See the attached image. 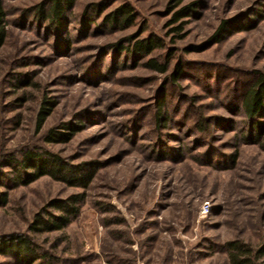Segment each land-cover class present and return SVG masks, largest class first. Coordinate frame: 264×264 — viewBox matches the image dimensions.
<instances>
[{"label": "rangeland", "instance_id": "374dc122", "mask_svg": "<svg viewBox=\"0 0 264 264\" xmlns=\"http://www.w3.org/2000/svg\"><path fill=\"white\" fill-rule=\"evenodd\" d=\"M0 1V264H232L229 243L264 246V111L242 110L264 77V0H75L57 22L38 12L52 0ZM121 9L132 21L112 25ZM56 158L91 180L43 174ZM73 196L67 227L32 229Z\"/></svg>", "mask_w": 264, "mask_h": 264}, {"label": "trees", "instance_id": "16d2710c", "mask_svg": "<svg viewBox=\"0 0 264 264\" xmlns=\"http://www.w3.org/2000/svg\"><path fill=\"white\" fill-rule=\"evenodd\" d=\"M74 1L75 0H52L51 8L49 9L48 12H45L44 6H42L38 10V12L43 18H48L53 20L54 22H57L64 15V13H66V10L73 6ZM171 3H174L177 7L181 3V0H171ZM191 8L192 5L185 7L181 11H179L175 15L173 22L179 21V19L183 18V16H185L187 11L191 10ZM5 16H6L5 10L2 5V2L0 1V51L6 43L7 34H8L6 29ZM132 18H133L132 10L121 9L116 13H113L108 21L115 26H120V25L124 26L130 23L132 21ZM156 42L157 41L138 42L136 45V49L142 52L149 53L151 49L157 47V45L155 44ZM120 49L126 50L123 46H120ZM149 67L162 74L166 73L167 71L166 66L159 65L156 61H151L149 63ZM179 75L180 73H178V76H176V80L179 78ZM47 105L52 106L50 102H48ZM242 110L250 120H254L258 116H260V114L264 111V77L263 76H259L255 84L245 93L242 102ZM51 111L52 110L50 108L44 106L40 109L37 119L38 129H41L43 127L47 118L50 116ZM161 115H162L161 112H158L156 114V120L160 123L161 126L165 127L164 123L168 122V117H166V115L164 116ZM35 159L36 156H34L33 154H27L26 159L20 162L19 166L24 167L25 165H27L28 162H32ZM51 163L53 164V166L52 168H50V171L48 172L44 171L42 172L43 174L49 173L52 176H56V173L65 172L64 173L65 177H63L64 180H67V175H70L68 177H72V178L76 177L78 178V180L82 179L81 183H83L84 185H86L91 180L93 175V169L87 171L86 168H83L84 172H82L81 170L82 167L81 168L76 167L75 171L70 172L65 168V165L61 164V162L57 158L51 159ZM39 172L40 170H37V172L35 173L34 180L38 179L39 176L41 175L38 174ZM66 172L69 174H67ZM69 200L70 201L68 202L58 203L55 204L54 206L56 209L62 212L63 216H60L59 218H55L52 222L38 219L35 224L36 227L34 226V228L32 229L36 230L38 228H42L43 231H50V230L60 231L65 227H67L70 221L78 216L79 210L76 206L81 202L80 198L77 196H73ZM5 202L6 201L4 200V203ZM20 242L22 245V250L19 252V254L26 256L28 259H31L33 253L35 252L34 248L31 246V243L27 239H20ZM4 249L7 252V250L11 251L12 247L9 248L5 245ZM227 249L232 264H264V260L262 262H258L261 258L264 259V246L261 249L257 250L255 255L253 250H251L247 245L242 243H229L227 245ZM42 258L47 259V257L45 256H42ZM49 260L47 259L48 262H50Z\"/></svg>", "mask_w": 264, "mask_h": 264}]
</instances>
